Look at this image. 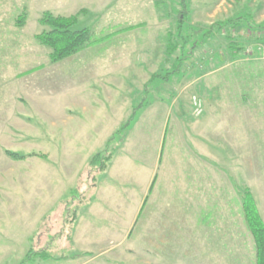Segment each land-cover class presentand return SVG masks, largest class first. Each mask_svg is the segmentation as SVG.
<instances>
[{"label":"rangeland","instance_id":"1","mask_svg":"<svg viewBox=\"0 0 264 264\" xmlns=\"http://www.w3.org/2000/svg\"><path fill=\"white\" fill-rule=\"evenodd\" d=\"M182 1L0 0L5 264H34L43 251L52 260L92 257L73 239L85 222L97 240L109 229L127 232L117 254L133 264H255L242 195L252 193L264 220V0H184V24ZM45 12L78 15L82 27L108 39L53 64L36 40L47 30L39 23ZM24 13L25 24L16 26ZM241 16L251 23L231 32L236 54L225 33L202 38ZM181 25L184 37L190 28L200 34L176 70ZM5 151L28 158L14 161ZM99 153L113 154L104 171L88 167ZM103 203L132 207L115 217ZM175 210L182 231L160 232L179 217Z\"/></svg>","mask_w":264,"mask_h":264},{"label":"trees","instance_id":"2","mask_svg":"<svg viewBox=\"0 0 264 264\" xmlns=\"http://www.w3.org/2000/svg\"><path fill=\"white\" fill-rule=\"evenodd\" d=\"M182 11L180 12L179 22L184 24L186 23V14L187 7L185 1L181 2ZM26 15L25 13L19 16L16 20V26L22 27L25 24ZM39 23L44 26L47 30H44L41 34L36 36V40L39 44L45 48L51 50L50 61L53 64L60 63L68 58H71L78 54L80 51L88 48L94 47L95 45L102 43L106 38L98 39L96 32L89 27H82L79 22V16L71 17H62L54 16L50 12H45L42 15ZM251 17L250 16H241L236 19H229L225 22H220L210 27L207 31L204 32L202 38L209 39L215 37L216 34L225 33V38L229 40V48L232 54H236L238 44L231 39V32L240 28L241 26H250ZM260 30L264 32V26L259 27ZM184 25L179 27V37L183 38L181 51L182 56L180 57V62L175 63V69H181V62L188 59L190 52L187 53L185 50L186 46L190 43V39L194 34H200V31L195 28H190L192 31L191 36L184 37L183 31H185ZM123 32V30H121ZM119 33V32H118ZM118 33L112 34L110 37H114ZM192 50L195 48V43L191 47ZM189 51V50H188ZM176 52V48H170L169 55ZM187 53V55H185ZM180 67V68H179ZM177 72V71H174ZM157 78L159 76H156ZM155 77V78H156ZM124 128L121 131L125 130ZM5 154L8 158L14 161H23L28 158L25 155H20L11 151H5ZM113 159V154L109 153L106 156H103L101 153L95 155L92 160L89 162L88 167H97L99 171H104L108 167V163ZM83 206L80 202L72 211L71 223L74 225L79 220V213L81 207ZM242 209L244 214L245 223L247 228L253 238L255 245V264H264V220L262 219L260 212L257 208L256 201L249 190H245L242 195ZM30 255L32 253L30 252ZM30 255L28 257H30ZM36 259L39 261H48L53 259L50 257L48 252H40L35 254ZM34 259V264L35 260Z\"/></svg>","mask_w":264,"mask_h":264},{"label":"crops","instance_id":"3","mask_svg":"<svg viewBox=\"0 0 264 264\" xmlns=\"http://www.w3.org/2000/svg\"><path fill=\"white\" fill-rule=\"evenodd\" d=\"M117 68H122V67L118 66ZM114 74H116V73H114ZM153 174L154 173L151 172V175H153ZM155 181H156V179H154L153 183H155ZM192 189H193L192 192L194 194L195 193L197 194L198 184H196L195 187L193 186ZM130 201L132 202L133 199L130 198ZM103 204H104L105 209H107V214H110L112 216L115 215V217H116L118 211L124 213L126 210V213H127V211H129L132 207V203H131V205H129L130 207H128V205H127L128 203H126L127 208L124 210L120 209L118 207L113 208L110 203H108V204L103 203ZM97 205H100V204H97ZM193 205H194V202L191 204L192 210H193V208H192ZM195 205H198V203H196V201H195ZM89 210L93 211V209H89ZM133 210H135V213L132 216L131 222L127 225V227H132V224L135 223L136 214L139 211V208H137V210L136 209H133ZM133 210L131 212H133ZM176 211L177 210H175L174 213ZM177 212H178L177 214H179V217L175 216L173 221L170 224H167V223H165V224L161 223L160 224V226H159L160 232H181L182 231L183 219H181V215H180L181 211L180 212L177 211ZM93 213H94V211H93ZM81 216L79 217V221L81 219ZM101 216H103V215H101ZM107 228H109V227H107ZM91 229H92L91 224L88 222H85V227L82 229L79 228L78 232H76V235L75 234L73 235V239H76V241L75 240L74 241H75V243L77 242L78 246L77 245H75V246L77 248H79L78 249L79 251L81 250L82 253L84 252V254H85V252L91 253L92 257L84 255V258H82V259L80 257H78V258L72 257L69 259H60V260L50 259L48 261L43 262L42 264H133L131 261L127 260L128 259L127 256H126V259L124 260V259H119V254H117L120 251H122L124 248L127 247L126 243H128V241H129L127 232H116V231H110V229H109V232H99V233H102V235H101V239L97 240V239H93V238H96V235H98V234H96V232H94ZM6 249L12 250V247L11 246L6 247ZM5 263H7V262L6 261L3 262V260H0V264H5Z\"/></svg>","mask_w":264,"mask_h":264},{"label":"built area","instance_id":"4","mask_svg":"<svg viewBox=\"0 0 264 264\" xmlns=\"http://www.w3.org/2000/svg\"><path fill=\"white\" fill-rule=\"evenodd\" d=\"M197 101V100H196ZM198 105V104H197Z\"/></svg>","mask_w":264,"mask_h":264}]
</instances>
